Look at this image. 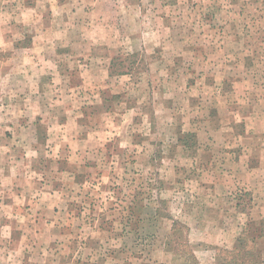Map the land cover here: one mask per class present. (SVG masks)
Wrapping results in <instances>:
<instances>
[{"label":"rangeland","instance_id":"374dc122","mask_svg":"<svg viewBox=\"0 0 264 264\" xmlns=\"http://www.w3.org/2000/svg\"><path fill=\"white\" fill-rule=\"evenodd\" d=\"M245 236L264 264V0H0V264Z\"/></svg>","mask_w":264,"mask_h":264},{"label":"trees","instance_id":"16d2710c","mask_svg":"<svg viewBox=\"0 0 264 264\" xmlns=\"http://www.w3.org/2000/svg\"><path fill=\"white\" fill-rule=\"evenodd\" d=\"M245 239V240H244ZM247 240L253 243L252 248H255L256 238L240 237L239 246H234L233 248H219V255L221 257V262L219 264H257V260L249 255L246 251Z\"/></svg>","mask_w":264,"mask_h":264}]
</instances>
